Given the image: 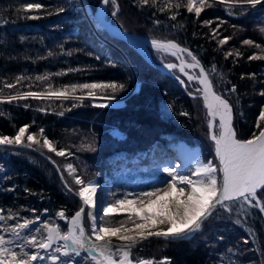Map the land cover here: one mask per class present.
<instances>
[{
  "label": "trees",
  "instance_id": "obj_1",
  "mask_svg": "<svg viewBox=\"0 0 264 264\" xmlns=\"http://www.w3.org/2000/svg\"><path fill=\"white\" fill-rule=\"evenodd\" d=\"M83 1L87 12L93 17L100 0ZM177 2L181 4L180 8L168 9V0H156L155 6L149 0V4L143 7L139 6V0H118V15L112 16L113 8L109 4L106 6L105 18L117 27L139 31L141 33L138 34L147 37L173 38L189 47L205 68L214 64L217 68L225 69L226 79L236 86L234 95L229 94L228 101L233 106L237 128L242 129L237 135L241 138L252 136L257 131V125L253 124L254 115L263 100L260 93L264 91V77L259 79L261 74H258L257 68L259 65L264 67V59L250 60L249 57L255 51L248 49L251 45L246 49L243 41L260 39V44L264 46L259 34V30L264 28V7L257 6L253 10L249 6L233 7L231 3L221 5L215 2L207 12L215 13L224 20L222 25L225 28L220 29L224 35L219 33L222 37L215 39L210 36V27L204 23L208 14L201 13L197 17L184 7L187 0H172L173 5ZM24 3H39L42 7L27 12L18 11ZM81 4L79 0H0V85H15L0 90L3 91L0 94L45 89L39 87L41 80H37V76H49L57 84L84 83L106 80L117 74L123 77L134 74L139 80L138 86L125 101L109 107L103 115L106 123L104 128L116 126L124 134L117 137L110 131L106 134L99 132L97 139L91 143L95 149L90 155L93 167L89 174L86 173L106 175L113 181L111 190L127 192L137 175L160 173L157 165H163L170 158L166 148L169 143L183 141L190 146L198 144L204 147L207 138L195 129L191 99L176 78L156 65L159 64L158 56L146 58L126 39L113 36L103 26H99L95 16L91 19L95 26L93 28ZM160 8L165 10L160 11ZM28 16L38 18H26ZM228 36H234L233 42L227 41L221 45L219 41ZM227 43H231L229 46L234 52H228ZM118 47L125 52L126 57ZM237 51L242 55L237 56ZM226 53L231 55L226 57ZM108 62H115L117 66L111 67ZM18 77L23 79L18 82ZM123 82L125 88L122 91L126 92L132 84L129 78L123 79ZM42 99L29 98L30 103L26 104L24 99L9 102L6 98H0V134L12 136L20 126L27 124L28 130L43 128L46 135L56 141V131L64 130L67 124L73 123L61 124V115H65L66 120L76 114L86 117L96 108L90 103L85 107L70 106L59 115L49 112L56 108L48 106L49 103L41 104ZM84 101L89 102L87 99ZM38 105L45 110L37 109ZM184 112L188 115L181 114ZM86 123L80 120L75 126L89 130ZM5 151H0V163L6 166L0 174L3 177L0 179L2 207L20 209L25 216L33 214L31 208L41 206L50 210L56 206L66 212L75 209L79 199L72 192L61 194L60 189L64 187L48 160L46 165L53 171L47 177L38 172L37 166L27 164L30 158L16 153L6 154ZM37 180L46 183L44 188L57 190L56 194L48 193V199L45 195L40 199L35 198L36 192L30 191L36 189ZM119 181L122 182L120 186ZM23 188L30 191H24ZM253 212L254 220L250 225L255 237L246 239L247 244L244 243V229L235 223L230 225L229 220L224 219L221 220L220 229L216 221L207 223L203 228L206 234L212 235L209 239L214 244L208 248L211 255L202 251L204 249L198 235L202 230L186 239L169 241L170 244L163 249V255L167 256L170 264H261L260 260H264L262 256L259 258L264 251V213L257 208H253ZM251 241L258 245V253L254 254ZM152 248L148 250L151 255ZM229 248L234 249L235 254H227Z\"/></svg>",
  "mask_w": 264,
  "mask_h": 264
},
{
  "label": "snow or ice",
  "instance_id": "obj_2",
  "mask_svg": "<svg viewBox=\"0 0 264 264\" xmlns=\"http://www.w3.org/2000/svg\"><path fill=\"white\" fill-rule=\"evenodd\" d=\"M100 2L104 6L109 4L112 6L113 17L118 15V0H100ZM148 4L149 0H139L140 7ZM151 4L155 6L156 0H151ZM231 4L233 7L236 5L249 6L254 10L257 6L264 7V0H231ZM210 6L209 0H187L184 5L189 13L194 12L197 17ZM41 7L42 5L39 3H24L18 11L27 12ZM166 7L178 9L181 4L177 2L173 5L172 0H168ZM63 10L58 9V11ZM159 10L164 11L165 9L160 8ZM26 18L36 19L38 17L28 16ZM172 18L175 19V15ZM205 23L211 24L212 22L205 21ZM219 26L217 24V28ZM261 31L264 32V29ZM213 34V38L219 35L216 29H213ZM230 39L231 37H224L219 43L223 45ZM151 43L157 51H170L171 55L175 56L176 51L173 50H178L187 53L194 61L192 64H186L184 60H181L179 66L170 63L166 67L168 69L179 67L180 72L187 75L189 81L198 79L202 86L198 91L202 92L208 116L212 118L208 122V129L210 139L214 143V158L205 162L197 156L194 168L190 169L188 174H184L179 167L166 166L163 171L167 173L169 179L163 188L152 186L150 190L136 194L135 200H129L128 194H122L123 199H115L114 203L108 202L107 206H105L101 186L95 181L85 182L79 175H76L75 183L80 185L76 195L81 200V207L68 221L66 231L54 221H45L33 232L32 226L40 220V216H36L35 220L24 218L23 222L16 219L15 223L8 224L7 221L15 219L16 214L6 217L3 215V210L0 209V233L8 234L10 237L6 239L4 234H0V264H34V262L35 264H44L45 261H50L51 264H74L75 259L81 256L82 251L87 253L84 260L86 262L90 260L91 264H133L131 253L142 242L151 237H163L166 240L186 239L190 235L200 232L220 209L231 212L233 206L239 205L238 211H245V205H247L251 208H259V211L264 213V123H262L264 122V109L261 110L257 121L258 135L253 133L250 139H239L233 127V106L222 95H218L214 91L209 73L200 65L197 57L187 48L181 49L177 43L171 40L163 42L153 39ZM253 43L250 39L243 41L245 45H253ZM255 46L260 47L259 44ZM225 55L227 57L231 53ZM236 55L239 56L242 53L237 51ZM249 59H264V55H253ZM185 67H199V76L188 75ZM211 71L213 73L216 71L215 66ZM22 79L23 77H18L17 81ZM36 79L47 80L48 77L37 76ZM181 82L183 83V81ZM7 87L11 88L13 85L9 84ZM124 88V83L117 82L81 83L65 85L63 91L48 93L29 91L9 96L7 99L9 102L26 99L30 96L37 99L53 97L68 99L74 96L77 89L87 90V96L94 97L97 89H110L113 95L104 98L111 101L116 98L115 94ZM231 91H236L235 85L232 86ZM189 94L192 95V93ZM260 95L264 96V91H261ZM75 98L83 100V97ZM98 106L105 107L107 105ZM181 114L188 115L186 112ZM216 117H219L218 127L214 124ZM28 129L29 125L25 124L14 136L0 134V146L32 148L33 145L39 144L40 138H42L43 147L48 151L54 152L57 156L71 155L64 149L58 150L53 142L44 135L43 128L39 130V137L35 133H29L27 135L28 143L25 144L24 137ZM87 147L89 150H95L92 145ZM64 167L69 175H73L77 171L72 164H66ZM2 178L0 177V179ZM65 186L67 187V183ZM173 189H177L175 196H172ZM25 191L28 190L25 189ZM112 195L115 197L116 194ZM162 195L169 197L167 201L160 204L162 211L159 214L145 212V201L149 204L155 203L156 201L152 198H160ZM181 196L183 199L180 198ZM133 203L139 204L138 210L127 207ZM100 209L105 214L123 212L130 214L127 219L121 220L115 225L106 226L98 219ZM133 211H135V215L131 214ZM140 212H144V215L141 216ZM65 215L64 211L57 213L61 219L65 218ZM150 220H155L157 224L167 225V227L158 228L156 225L150 224ZM235 223L240 224L241 221L237 219ZM88 227L91 229V235L88 234ZM112 237H117L119 242L113 241ZM244 243L247 244L248 241L245 240ZM14 249H18V251ZM41 250L44 251V255H41ZM227 254H235V250L229 248ZM116 256L118 259L114 258ZM261 256L264 257V251L261 252ZM137 264H157V261L138 259ZM159 264H170V261L168 258H163ZM261 264H264V260L261 261Z\"/></svg>",
  "mask_w": 264,
  "mask_h": 264
},
{
  "label": "rangeland",
  "instance_id": "obj_3",
  "mask_svg": "<svg viewBox=\"0 0 264 264\" xmlns=\"http://www.w3.org/2000/svg\"><path fill=\"white\" fill-rule=\"evenodd\" d=\"M79 1H83V0H79ZM83 2L81 4L82 8H83V12L85 13L87 19L89 21H91V19L94 16L92 17L90 15V13L87 12V10L84 7ZM215 2H218L221 5H224V4L227 5V4L231 3V0H209L210 5L214 4ZM219 4H217V6H220ZM210 7L205 8V10L202 11V13L206 14V16H207V14H208L207 11L209 10L208 8H210ZM88 8H89V6H88ZM102 9L106 10V6L102 5L101 2L99 1V4H98L97 9L95 11V12H97V15L101 14ZM89 12H91L90 8H89ZM95 12H94V14H95ZM194 15L196 16L195 13H194ZM205 21H211L212 22L211 24H206L204 22L206 27H210L209 33H210V36L212 38L214 35L213 29H216V32L220 33V34H221L222 30L225 29V28H223V25H222L224 20H222L221 18H218L215 13H209L208 17ZM107 22H109V21L107 20L106 23ZM217 24L220 25L219 28H217ZM220 29H222V30H220ZM262 29H264V28H262ZM122 31H124L126 34L127 33H135V34L141 33L139 31H134V30L130 31V30H125V29H123ZM124 32H121V33L124 34ZM259 34H260V38L262 40V43H264V32L259 30ZM221 35H224V34H221ZM113 36H115V35H113ZM117 37L124 38L123 36H117ZM215 37H218L220 39V37H222V36L216 35ZM228 37H231V39L228 41H230L232 43L233 42L232 39L234 36H228ZM150 38H153V37H150ZM124 39H126V38H124ZM153 39L167 40V41L171 40V41H174L175 43H177L179 45L187 47L186 45L180 44L178 41H176L173 38H169V39L153 38ZM126 40L131 45L136 47L146 58L158 56V59L156 58L157 63H159V65L162 67V69H164L165 71L170 73L174 78L177 79V81L181 85L184 92L188 95V98L191 99V105H190L191 112H192L194 120H196L195 129L200 131L204 135V137L207 138V142L206 143L204 142L205 146L202 147V146H199L198 144L190 146V145L186 144L185 142L183 143V141L180 140L182 142H180L177 147H178V150L181 152V154L185 157V159L187 161L184 163L181 162V164L183 165V167L181 168V171L184 174H188L189 170L194 168V163H195V159L197 158V156L201 160H204L205 162L209 159H213L215 156L214 143L210 139V133H209V129H208V122L211 119H210V116H208V110L205 107L203 94H202V92L198 91V89L202 88L198 79H193V80L189 81L188 76L185 75L184 73L180 72L179 67H176L174 69H168L166 67V65L171 63V64H175V65L179 66L181 63V60H184L186 62V64H192V63H194V61H192L191 57H189L187 55V53H184V52L178 51V54H176V56L173 57L172 55H170L169 52L157 51L156 49H154L152 47L151 42H148V41H146L143 38L138 37V36H136V38L133 37L132 39L129 38ZM133 40H135L136 42L134 43ZM252 41L254 42L253 45H251V47L246 45V49L249 47L248 49L254 50L255 52L253 53V55H264V52L260 51V48L264 49V46H262V44H260L261 43L260 39H258L256 41H254V40H252ZM231 43H229V44L227 43L228 46ZM257 44L260 45L259 48H257L255 46ZM230 47L231 46H229L227 49L228 52H234L235 50L231 49ZM118 48H119V50H121L122 54L126 57L125 52L122 51V49L120 47H118ZM187 48H189V47H187ZM193 55H195V54L193 53ZM197 59L200 61V59L198 57H197ZM108 64L111 65V67L117 66L115 62H112V63L108 62ZM200 64L202 66H204V68H205V65H203V63L200 62ZM213 66H214V64H212L211 67H208V69L207 68H205V69L208 71L209 79L212 81V83L214 85V91L218 95H222L223 98L228 100V97H230V95H234L233 92L231 91L233 84L231 83L230 80L226 79L227 75H226L225 69H223V68L220 69V68H217L215 66L216 71L213 73L211 71ZM260 67H263V65H259V67L257 68L258 74H261V77L259 79L262 80L264 77V69H262ZM185 71L188 73V75H193V76H197V77L200 74V68L199 67H195V68L185 67ZM117 75L118 76H116V77H111V78L109 77V79H106V80H100L99 79L97 81L84 82V83H94V82L95 83H100V82H104V83H107V82L125 83V82H123V79L129 78L130 83L132 84V87L128 88V90H126V92L120 91V93L119 92L116 93L115 94L116 98L114 100H111V101L104 98L106 96L113 95L111 93L110 89H107V90L97 89L96 95L94 97H88L86 94L87 90L77 89L74 96L69 97L70 100L64 99V98L57 99L55 97L41 100V102H40L41 104L42 103H49L48 106H52V107L56 108L53 110H48L49 112L58 113L59 115L62 114L61 111L65 110V109L67 110L68 108H70V106L83 105L85 107V105L88 106V104L90 103L96 107L95 109H92L93 111L89 115H87L86 117H84L83 115H80V114H78V115L76 114V115L72 116L71 118H67V120H66L64 118L65 115H61V120H60L61 124H64L67 122H73V123H70L69 125L67 124L68 127L65 128L64 130L61 129L59 132L56 131L57 133H56L55 138H56L57 142L54 139H51L49 136H47L46 133L44 132V135H46L48 137V139L53 142V144L57 147L58 150L64 149L66 151V153H71V155L66 154L65 156H57L54 152L48 151V149L43 147V139L42 138H40V143L33 145L32 148L20 147V146H12V147L5 148L4 146H0V151L2 149H4V150L6 149V151H5L6 154L7 153H16V154H19L21 156L24 155L27 158H30L28 160V162L30 161V163H27V164L37 166L39 168L38 172L41 175L44 173L48 177L50 174L52 175V173L50 171H53V170H50V168H48V166L46 165V160H48V159L43 156V155H46L47 157L54 160L58 169L60 170V171H58L57 168L48 160V162L56 170L57 176L60 180L59 181L60 184L64 187V189L63 188L60 189V187H58V190L60 189L61 194L63 192L66 194V191L72 192L75 195H76V193H78L80 185H77L75 183V176L79 175L80 178L82 180H84L85 182L91 180V181H95L96 183H98L101 186V191L104 193L105 206H107L108 202L114 203L115 199H123L122 194H128L129 200H135L137 198L136 194L140 193L141 191H148V190H150V188L152 186L163 188L165 182L167 181V179H169V177L167 176V173H165L163 171V169L166 166H172L171 164H168V163H165V164L162 163L163 165L159 164V166L157 165L158 171H160L159 174H157V172H156V174L153 173L150 175V173H148L145 176L137 175L136 177H134L135 182L131 183L129 185V190L127 192H121V193H119L118 190L113 191L110 189V187L113 185V181L108 176H106V175L104 176L103 174H99V176L86 174L89 171H91L92 170L91 168L93 167V166H91L92 161L90 160V155H92L93 152H92V150H89L87 146L91 145L92 140L97 139V135L99 134V132H102V134H106V132L110 131L111 133H114V135L117 137L122 136L124 134V131L121 128H117L116 126H112V127L108 126L107 128H104L105 127L104 124H106V123L104 121L103 115L109 107L117 106L118 104L125 101L127 96L132 93V90H134L136 88V86H138L139 80L136 78V76L134 74H131L130 77H129V75L127 77H126V75H125V77H123L124 75L121 76V74H117ZM47 77H48L47 80H41L40 86L38 85L39 87L45 88V89L28 90V91H20V92L13 91L10 93L0 94V98H3V99L6 98L7 99L9 96L19 95L21 93L29 92V91H31V92H43V93H48L50 91H52V92L63 91L65 85L81 84V83H77V82H75V83H73V82H71V83H57L56 84V83H53V78H49V76H47ZM54 80H57V79H54ZM181 81H183V83ZM5 89H8V87L7 86L2 87V85H0V90H5ZM0 92H3V91H0ZM189 93H192V95H190ZM75 97H83V100L76 99ZM29 98H34V97L30 96V97L26 98V100L24 99V101L23 100L22 101L26 104L30 103ZM84 99H87L89 102H85ZM101 104H104L107 106H105V107L98 106ZM38 107L39 108H37V109H40V108L43 109V107L41 105H38ZM89 107H91V106H89ZM262 109H264V96H263V100L261 101L260 105L256 109V113L254 115L255 118H254L253 124L255 126L257 125V121H258V118H259V115H260V112ZM43 110H45V109H43ZM234 117H235V115L233 114V127H234L235 131L237 132V134H240L239 132H242V129L237 128L238 126L236 124V121H234ZM80 120L81 121L83 120L84 123L87 122L86 126L88 125V127L90 129L85 130V129H81L79 127H76L75 125H78L77 122H79ZM33 123H35V122H33ZM262 123H264V122H262ZM214 124L218 127L219 117H216ZM23 126H20V127H23ZM19 128H18V130H19ZM39 130H40V128H37L35 130H28V132L25 133V137H24L25 144L28 143L27 135L29 133H35L39 137ZM255 133L258 135V129ZM14 135H12V136H14ZM7 136H9V135H7ZM251 137L252 136H249L246 138L245 137L241 138L238 136L239 139H250ZM168 146H166L167 149H168ZM40 152H42L43 155L40 154ZM66 164H72L73 167L77 170L76 173L73 175H69L68 171L64 167ZM152 164H153L152 166L155 167V164L154 163H152ZM5 167L6 166L4 164L0 163V174L3 173L1 171L4 170ZM153 167H151V170H153ZM172 167H174V166H172ZM155 171H157V169L154 170V172ZM9 175H11V174L9 173ZM45 180L50 181L52 179H45ZM64 181H65V183H67V187L65 186ZM37 183H38V185L36 186V189H31V191H30L27 188H23L24 191H25V189H27L28 191H30L32 193L36 192L35 198H37V199L42 198L43 195H45V198L48 199V193L50 194L51 192L53 194H56L57 190L52 189V188H47V189L44 188L46 185L45 182L42 183L41 181L37 180ZM121 183L122 182L119 181V186L121 185ZM69 189H71V191H69ZM27 193H29V192H27ZM27 193H25L24 195H26ZM113 193L116 194L115 197H113V195H112ZM76 196L79 199V202L76 204L75 209L72 212L64 211L66 215H65V218H63V219H61L60 217L57 216V213L60 211H63V210L58 209V207H56V206L51 210L49 208H45L44 206H41L39 208H31L33 211V214L28 215V216H25L24 212H22V210H20V209L2 207L3 204H0V206L2 205L1 206L2 208L0 207V209H2V210L4 209L3 215H5L6 217L9 215L16 214L15 219L7 221L8 224L15 223L16 219H19L20 222H23L24 218H27L30 220H35L36 216H40V220L36 221L35 225L32 226L33 232L35 231L36 227H40L41 224L45 221H54L57 224L61 225L63 230L66 231L68 221L75 214V212L81 207V200H80L78 195H76ZM26 198L27 197H24V199H26ZM152 199L156 202L149 204L147 201H145V205H146L145 212L159 214L162 211L160 204L164 201H167L169 199V197L162 195L160 198L153 197ZM127 207L132 208L134 210H138L139 204L133 203V204L127 205ZM238 209H239V205L233 206L231 212H227L224 209H220L217 212V214L215 216H213L208 221V223L211 224V223H214V221H216V222H219V224L221 226V223H222L221 220L227 219V220H229V224L231 225L232 223H235V221L237 219H239L241 221V223L240 224L235 223V224L239 225L242 229H244L245 235H246V237L244 239L246 240L249 238L251 240L252 237H255L253 234L251 225H250V222L252 221V219L254 220L253 208L245 205V211H238ZM257 210L259 211V208H257ZM129 214L130 213H128V212L105 214L103 212V210L100 209V211L98 212V219L100 218L99 220H101L106 226H109V225H115V224L119 223V221L127 219ZM131 214L135 215L136 213H135V211H133ZM140 215L143 216L144 212H140ZM85 223L87 226L86 214H85ZM149 223L153 224V225H157V222L155 220H150ZM129 226H131V225H129ZM203 228H202V232L198 234L199 240H201L202 246L204 249L202 251H205L208 255H211V250H209L208 248H210L214 244L209 239V238H211L212 235H210L211 233L206 234L204 232ZM220 228H222V226L221 227L218 226V229H220ZM88 231H89L88 232L89 235H91L90 227H88ZM0 234H4V233H0ZM4 235H5L6 239L10 238L8 236V234H4ZM112 240L115 242H119L117 237H112ZM169 241H171V240H166L163 237H151L147 241L142 242L137 248H135L131 253V257L133 258V261H137L138 259H153V260L157 261V264H158L163 258H167L166 255H163V249L165 246L170 244ZM255 244L256 243L252 242V245H254V247L251 246L253 248L252 250L255 251L254 254L256 252L258 253V245L256 246ZM8 246L10 247L11 245H8ZM151 246L153 247L151 250L152 255L148 251ZM262 246H264V238H263ZM254 248L257 251L254 250ZM14 250L18 251V249H14ZM26 250L33 251L34 249H26ZM41 255H44L43 250H41ZM86 255H87V253L82 251L81 256L77 257L75 259L74 264H91L90 260L87 262L84 260V257ZM116 258H118V256H116ZM259 258H261V255H259ZM261 261L262 260H260V262ZM34 264H35V262H34ZM44 264H51V262L45 261Z\"/></svg>",
  "mask_w": 264,
  "mask_h": 264
},
{
  "label": "bare ground",
  "instance_id": "obj_4",
  "mask_svg": "<svg viewBox=\"0 0 264 264\" xmlns=\"http://www.w3.org/2000/svg\"><path fill=\"white\" fill-rule=\"evenodd\" d=\"M85 7V6H84ZM85 9H86V7H85ZM96 23L99 25V26H103L106 30H107V32L109 33V34H113V33H121V32H124V31H122V29H120L119 27H117V26H115V25H113L112 23H109V22H107L106 24H105V20H106V18H105V13H104V16H103V18L98 14L97 15V12H96ZM90 23H91V25L93 26V28H95V26H94V24L92 23V21H90ZM132 34H135V33H132ZM136 34H138V33H136ZM114 35V34H113ZM142 35V34H141ZM134 36H129V38H133ZM147 37V36H146ZM124 38H126V37H124ZM129 38H126V39H129ZM136 38V37H135ZM133 42L135 43L136 41L135 40H133ZM135 45V44H134ZM148 45V44H147ZM138 47V46H137ZM150 47V46H149ZM147 48V47H146ZM138 50V49H137ZM173 51H176V54H178V50H173ZM169 53L171 54V52L169 51ZM183 54V53H182ZM173 56V55H172ZM176 56V55H175ZM174 56V57H175ZM157 66H159L160 68H162L159 64H156ZM201 65V64H200ZM202 66V65H201ZM203 68H204V66H202ZM205 69V68H204ZM164 70V69H163ZM206 70V69H205ZM210 99V101H211V98H209ZM210 119H212L211 117H210ZM180 142H171V143H169L167 146H168V150H169V157L170 158H172V157H176L177 159L175 160V161H177L176 163H174V162H172V163H170L172 166H176V167H179V168H182L183 167V165L181 164V162L182 163H184V162H187L186 161V159H185V157L181 154V152L178 150V144H179ZM179 160H181V161H179ZM176 193H177V189H173L172 190V196H175L176 195ZM181 199H183V197L181 196L180 197ZM100 219V218H99ZM156 227H167V225H159V224H157L156 225ZM89 232V231H88ZM89 234V233H88ZM92 239L94 240V238L92 237ZM115 259H118V258H116V257H114Z\"/></svg>",
  "mask_w": 264,
  "mask_h": 264
},
{
  "label": "water",
  "instance_id": "obj_5",
  "mask_svg": "<svg viewBox=\"0 0 264 264\" xmlns=\"http://www.w3.org/2000/svg\"><path fill=\"white\" fill-rule=\"evenodd\" d=\"M104 13H105V10L104 9H102V11H101V14H100V16L103 18V16H104ZM114 35H116V36H123V37H126V38H129V36L131 37V36H134V37H136V36H138V37H141V38H143L144 40H146V41H148V42H152V40H153V38H150V37H146V36H144V35H141V34H132V33H124V34H122V33H113ZM157 40H159V39H157ZM160 41H163V42H167V40H160ZM179 45V44H178ZM180 46V48L181 49H183V48H187V47H185V46H182V45H179ZM189 51H191L189 48H187ZM40 154H42V152H40ZM43 155V154H42ZM44 157H46L56 168H57V170L58 171H60L59 169H58V167H57V165H56V163L54 162V160L53 159H51V158H49V157H47L46 155H43ZM54 162V163H53ZM64 183H65V181H64ZM100 211V210H99ZM145 260H148V259H145ZM133 264H137V261H133Z\"/></svg>",
  "mask_w": 264,
  "mask_h": 264
}]
</instances>
